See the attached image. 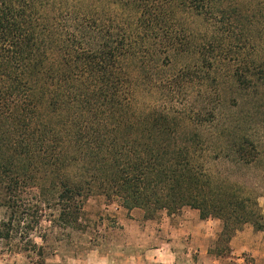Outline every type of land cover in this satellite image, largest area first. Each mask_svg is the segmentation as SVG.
I'll use <instances>...</instances> for the list:
<instances>
[{"label":"trees","instance_id":"16d2710c","mask_svg":"<svg viewBox=\"0 0 264 264\" xmlns=\"http://www.w3.org/2000/svg\"><path fill=\"white\" fill-rule=\"evenodd\" d=\"M262 156L264 0H0V240L93 188L264 232Z\"/></svg>","mask_w":264,"mask_h":264},{"label":"rangeland","instance_id":"374dc122","mask_svg":"<svg viewBox=\"0 0 264 264\" xmlns=\"http://www.w3.org/2000/svg\"><path fill=\"white\" fill-rule=\"evenodd\" d=\"M139 89V107L161 103L158 90ZM257 168L264 171V156ZM259 204L264 213V197ZM42 214L39 225L0 240V264H264V232L247 223L230 238L222 220L191 207L149 218L93 188L76 222L62 221L54 204Z\"/></svg>","mask_w":264,"mask_h":264},{"label":"crops","instance_id":"0c3cea01","mask_svg":"<svg viewBox=\"0 0 264 264\" xmlns=\"http://www.w3.org/2000/svg\"><path fill=\"white\" fill-rule=\"evenodd\" d=\"M262 257H264V256H262Z\"/></svg>","mask_w":264,"mask_h":264}]
</instances>
